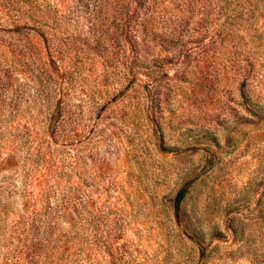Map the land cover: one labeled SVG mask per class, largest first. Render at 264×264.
I'll use <instances>...</instances> for the list:
<instances>
[{
  "label": "rangeland",
  "instance_id": "374dc122",
  "mask_svg": "<svg viewBox=\"0 0 264 264\" xmlns=\"http://www.w3.org/2000/svg\"><path fill=\"white\" fill-rule=\"evenodd\" d=\"M0 264H264V0H0Z\"/></svg>",
  "mask_w": 264,
  "mask_h": 264
}]
</instances>
